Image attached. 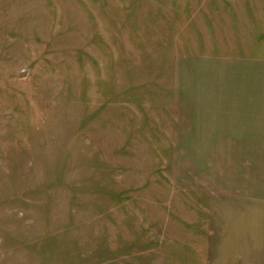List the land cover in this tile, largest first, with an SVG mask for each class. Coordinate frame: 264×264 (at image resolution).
Listing matches in <instances>:
<instances>
[{"label": "rangeland", "instance_id": "obj_1", "mask_svg": "<svg viewBox=\"0 0 264 264\" xmlns=\"http://www.w3.org/2000/svg\"><path fill=\"white\" fill-rule=\"evenodd\" d=\"M0 264H264V0H0Z\"/></svg>", "mask_w": 264, "mask_h": 264}]
</instances>
